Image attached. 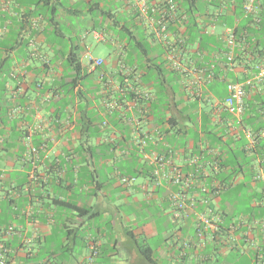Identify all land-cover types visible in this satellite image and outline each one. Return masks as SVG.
I'll use <instances>...</instances> for the list:
<instances>
[{"label":"crops","instance_id":"0c3cea01","mask_svg":"<svg viewBox=\"0 0 264 264\" xmlns=\"http://www.w3.org/2000/svg\"><path fill=\"white\" fill-rule=\"evenodd\" d=\"M27 1L19 2L23 22L8 17L0 43V230L13 228L0 244L8 264H254L260 252L254 245L264 246V80L254 79L264 66V0H257L260 10L249 17L233 12L243 10L245 0L219 8L199 2L204 12L196 23L214 26L206 35L217 45L203 49L199 39L187 42L183 71L171 66L164 45L126 2ZM97 4L100 9L91 11ZM29 11L43 16L41 30L28 28ZM226 12L231 26L210 21ZM85 19L88 28L74 27ZM96 25L104 41L95 38ZM123 25L142 48L131 47ZM238 27L230 69L222 35ZM186 31V24L171 26L175 40L186 39ZM90 37L115 43L108 58L95 56L104 62L100 67L85 59ZM245 80L252 84L237 120L225 106L227 85ZM139 139L168 157L172 151L174 164L186 173L194 171L188 160L196 157L200 173L209 175L202 182L225 186L207 196L224 219L222 238L196 246L193 217L174 221L172 187L150 178ZM121 176L145 181L126 186ZM232 189L240 201L237 216L226 199ZM123 196L137 197L133 218L116 202ZM240 216L248 221L232 246L227 228Z\"/></svg>","mask_w":264,"mask_h":264},{"label":"built area","instance_id":"2783aa9c","mask_svg":"<svg viewBox=\"0 0 264 264\" xmlns=\"http://www.w3.org/2000/svg\"><path fill=\"white\" fill-rule=\"evenodd\" d=\"M117 2H126L137 13L138 18L143 20L152 30L156 39H158L167 50L166 59L171 63V66L177 71H183V65L181 63V51L184 48L185 39L175 40L171 35V26L178 25L180 23L185 24L188 21V14L185 7L176 0H115ZM222 0H208L209 4H216ZM20 0H0V43L6 37L8 33V17L18 18L23 22L24 13L20 11ZM20 12H19V11ZM260 10V4L257 0H245L243 6V14L246 17L258 13ZM219 14H213L210 16V21H216ZM2 20L5 24H2ZM31 31H39L42 29V18L31 20ZM214 25V24H212ZM211 25V26H212ZM206 30L214 28L208 25H204ZM95 38L99 41H104L105 36L98 32H93ZM224 41L226 57V65L228 68H232L235 58V47L237 44V38L234 34V30L226 28L222 35ZM29 46L32 47V56L37 55L36 43L33 39L29 40ZM86 61L91 66L100 67L104 63L103 60L94 58L90 53L85 56ZM257 81L264 80V66L258 69V73L254 76ZM252 84V80H245L240 82H231L227 85V97L225 98V106L227 111L233 115L237 120H241L245 113V98L246 87ZM147 102L151 101L152 96L145 94L142 96ZM108 109L112 110L113 105H106ZM157 134L159 132L157 131ZM264 135V133H263ZM148 137V136H146ZM248 138L254 144V136L248 134ZM140 146V153L142 154V161L148 167L150 178L156 185H167L172 187L169 201L172 207V218L174 221L185 220L193 217L196 224V236L198 238V244L196 246L204 245L206 240L217 241L222 238L224 233L222 216L212 209L210 201L207 199L208 195H216L220 193V190L225 189V186L218 188L209 186L202 182L203 177L209 176L208 173H200V165L196 157L190 158L189 165L194 168L193 172H184L179 166H176L173 162V152L169 151V157L159 151L150 148V142L147 139H139L137 141ZM152 143V142H151ZM30 151L33 154L38 153V149L31 147ZM212 166V165H211ZM214 169H217V165H213ZM256 179H261V176H256ZM135 181V178L128 176H121L120 183L126 186H130ZM199 205L204 206L203 210H199ZM247 219L240 216L235 224L230 225L227 228L226 243L232 246L237 245L239 237L237 236L238 230L241 226L247 223ZM264 223V221H263ZM254 224H258V221H254ZM13 228L0 230V236L4 234H11ZM241 238V236H240ZM190 241H184L183 247H190ZM256 249H259L254 264H264V246L254 245ZM4 245L0 244V264H8L5 260L4 254L6 253ZM96 255V253H94ZM185 255V254H184Z\"/></svg>","mask_w":264,"mask_h":264},{"label":"trees","instance_id":"16d2710c","mask_svg":"<svg viewBox=\"0 0 264 264\" xmlns=\"http://www.w3.org/2000/svg\"><path fill=\"white\" fill-rule=\"evenodd\" d=\"M176 1L180 2L185 7L187 14H188V21L185 23L186 28H187L185 44L187 42H194L196 39H199V41H200L199 43L203 49H207L208 46H214V45L216 46L217 42L214 41V38L206 35V32H207L206 28L200 27L196 23L197 16L201 15V13L204 12L202 7L198 6L197 4L201 1H204V0H176ZM227 1H229V0L218 1L216 4H212V5H210L207 1H206V3L208 6H211L214 8H219V7H222L225 4V2H227ZM27 3L28 4H34V6H38L41 3V1L36 3L34 0H29V1H27ZM46 3H48V2L45 1V4ZM238 8H239L238 9L239 11H233V12L236 15L240 16L242 14L243 10H242V7H238ZM93 9H100V8L97 4V5H92L91 11ZM229 13L230 12H228V13L226 12L225 14H221V16L217 17V19H218L217 21L220 24H225V25L231 26L232 25V19L229 18ZM107 14L109 15V13H106L104 15L107 16ZM25 16L28 20V22L27 21L26 22L29 24V26H28L29 29H31V24H32L31 20L38 18V16H40L42 18V22H43V16L35 14L33 11L26 12ZM2 24H5L4 20H2ZM116 24L120 25V21L116 22ZM121 29L126 33L128 40L131 42L130 45L133 49L136 50V49L142 48V46H143L142 43L138 42L136 37H132V32L130 31V29L126 25H123L121 27ZM239 29L240 28L238 27L234 30V34L236 37H237V35H239V32H238ZM185 44H184V46H185ZM54 202L57 205L72 207V205L64 204L63 202H60V201H54ZM72 208H74V207H72ZM86 214H88V211H86Z\"/></svg>","mask_w":264,"mask_h":264},{"label":"rangeland","instance_id":"374dc122","mask_svg":"<svg viewBox=\"0 0 264 264\" xmlns=\"http://www.w3.org/2000/svg\"><path fill=\"white\" fill-rule=\"evenodd\" d=\"M97 16H99V15H97ZM95 17H96V15L92 16V18H95ZM74 27L79 28V29H86V28H88V20L85 19L84 21L82 20V22H79V23L76 22ZM96 30L98 33H101L99 25H96ZM120 36H121V38H120V40L119 39L117 40L118 42L122 41L124 34H120ZM109 41H110V39H109V37H107V42L97 43L93 40V38L90 37L89 42L92 44V48L90 49L91 55L93 54L92 56L94 58H95V56H102L104 58H108L110 53L113 51V48L115 45V43L109 42ZM88 78L92 81L91 77L88 76ZM144 181L145 180L143 178H140V179H136L133 183H135V184L137 183V185H138ZM227 195L228 196L226 197V199H228L230 206H231L230 211L234 216H237L239 213L238 208H240V206H239L240 201L238 198L237 190L232 189L229 193H227ZM136 198H137L136 196L135 197L123 196V197H117L116 198L117 204L119 203L123 206V209L125 210L124 214L128 217H130V215H131V218H133V216L135 215V204H137ZM159 222L162 223L161 218H160Z\"/></svg>","mask_w":264,"mask_h":264}]
</instances>
